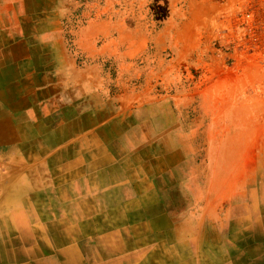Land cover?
<instances>
[{
  "label": "crops",
  "instance_id": "crops-1",
  "mask_svg": "<svg viewBox=\"0 0 264 264\" xmlns=\"http://www.w3.org/2000/svg\"><path fill=\"white\" fill-rule=\"evenodd\" d=\"M81 4L0 0V264H154V229L167 230L162 264H264V179L217 183L209 213L155 222L166 211L152 177L133 179V103L107 97V79L69 49L94 52L102 29L78 24ZM133 230L148 232L145 255Z\"/></svg>",
  "mask_w": 264,
  "mask_h": 264
},
{
  "label": "rangeland",
  "instance_id": "rangeland-1",
  "mask_svg": "<svg viewBox=\"0 0 264 264\" xmlns=\"http://www.w3.org/2000/svg\"><path fill=\"white\" fill-rule=\"evenodd\" d=\"M250 1L81 0L78 24L98 20L102 29L94 52L72 39L69 49L77 65L107 79V97L133 103V179L152 177L154 202L166 211L163 219L155 209V222L209 213L217 183L231 192L264 179V60L228 29ZM144 201L133 223L148 220ZM166 231H153L154 264L166 255ZM147 238L133 230V252L145 255Z\"/></svg>",
  "mask_w": 264,
  "mask_h": 264
},
{
  "label": "built area",
  "instance_id": "built-area-1",
  "mask_svg": "<svg viewBox=\"0 0 264 264\" xmlns=\"http://www.w3.org/2000/svg\"><path fill=\"white\" fill-rule=\"evenodd\" d=\"M231 31L240 33L239 43L264 60V0H252L247 9L229 18Z\"/></svg>",
  "mask_w": 264,
  "mask_h": 264
},
{
  "label": "bare ground",
  "instance_id": "bare-ground-1",
  "mask_svg": "<svg viewBox=\"0 0 264 264\" xmlns=\"http://www.w3.org/2000/svg\"><path fill=\"white\" fill-rule=\"evenodd\" d=\"M70 230V229H69ZM71 234V233H70ZM70 242V241H69ZM55 245V244H54ZM257 249V248H256Z\"/></svg>",
  "mask_w": 264,
  "mask_h": 264
}]
</instances>
